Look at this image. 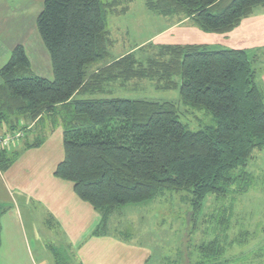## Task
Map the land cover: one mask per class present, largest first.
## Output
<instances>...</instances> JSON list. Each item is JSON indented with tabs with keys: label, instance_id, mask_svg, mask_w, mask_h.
<instances>
[{
	"label": "trees",
	"instance_id": "16d2710c",
	"mask_svg": "<svg viewBox=\"0 0 264 264\" xmlns=\"http://www.w3.org/2000/svg\"><path fill=\"white\" fill-rule=\"evenodd\" d=\"M41 1L36 26L53 78L34 75L23 47L15 46L0 69V124L10 133L25 132L26 125H18L21 117L30 122L59 106L64 155L54 174L72 182L76 195L101 214L102 228L116 209L165 190L188 192L195 215L208 195L234 197L252 186L246 167L264 147V88L248 51L158 45L145 62L128 54L90 73L89 66L108 55L106 20L121 0ZM144 4L159 15L188 17L202 31L225 33L264 7V0ZM133 79L151 80L163 90L178 88L179 103L212 113L215 126L186 128L177 103L169 100L99 96L108 82ZM25 142L0 149V170L24 148L40 144ZM209 247L202 244L201 254Z\"/></svg>",
	"mask_w": 264,
	"mask_h": 264
},
{
	"label": "crops",
	"instance_id": "0c3cea01",
	"mask_svg": "<svg viewBox=\"0 0 264 264\" xmlns=\"http://www.w3.org/2000/svg\"><path fill=\"white\" fill-rule=\"evenodd\" d=\"M35 5L31 0H0V69L9 60L12 49L20 45L28 59L30 71L34 75L52 80L49 53L39 33H35L36 18L42 6L40 9L39 5V11H35ZM124 13L107 16L106 29L110 39L108 55L98 63L90 65V73L128 54H134L138 60L145 62L153 57L154 46L195 44L209 50L248 51L254 59L256 81L264 88V7L255 8L238 26L225 33L202 31L188 17L163 16L152 12L156 14L153 16H158L153 17L158 18V30L147 40L127 48L123 47V38L119 37L129 31L127 25H122L121 16ZM148 81V84L156 87L151 80H113L106 84L99 96L118 97L115 93L120 88H137ZM74 97L84 95L75 94ZM58 109L59 106H56L52 112L43 113L30 122L20 118L18 125H26V128L24 138L17 147H21L25 141H40V144L24 148L8 168L0 170V264H48L41 258L38 249L43 237L60 240L69 247L72 254L77 255L78 264H150L155 250L152 244L133 242L132 237L116 229L117 225L112 226L113 229L110 227L111 217L119 214L121 207L108 217L102 228L101 214L76 195L72 182L54 174L64 155L63 127ZM7 128L6 123L0 124V135L8 133ZM257 151L262 153L264 147ZM238 195L240 197L236 204L240 207L245 205V214L247 208L254 205L264 208V201L260 200L264 199V191L248 189ZM232 209L231 207V211ZM240 226L246 228L242 233L246 238L254 236L248 232L252 227L255 228L254 225ZM42 228L46 236H42ZM257 228L264 231V224L261 223ZM260 236L264 241V232ZM198 243L200 245L197 252L185 254L192 255L194 263L201 256L200 247L203 243ZM44 246L47 244L44 243ZM49 249L54 255V263L58 264L55 257L57 251L54 252V248ZM162 259L163 256L160 260Z\"/></svg>",
	"mask_w": 264,
	"mask_h": 264
},
{
	"label": "rangeland",
	"instance_id": "374dc122",
	"mask_svg": "<svg viewBox=\"0 0 264 264\" xmlns=\"http://www.w3.org/2000/svg\"><path fill=\"white\" fill-rule=\"evenodd\" d=\"M31 1L36 5L39 2L34 6L35 11H39L38 6L40 5L41 9L42 1ZM144 1L121 0L120 5L117 6L119 10L116 13L125 12L121 16L122 25L129 27L127 34L119 35L123 38V47L140 44L158 30L159 22L156 20L158 18H153L158 16H153L156 14L146 10ZM35 33L38 35V30ZM145 83L137 88L132 86L120 88L115 95L127 99L175 102L178 106L179 120L190 130L215 126L212 113L179 103L178 88L159 90L154 85L148 84L149 81ZM246 169L254 177L253 185L249 189L264 191V151L260 154L258 151L254 152ZM188 195L186 191L165 190L152 200L123 206L119 214L111 217L110 227L117 225L116 229L132 237L133 242L152 244L155 250L150 264H264V241L260 236L264 231L257 228L261 223L264 224L263 207L254 205L247 208L245 214L243 212L245 205L240 207L236 204L240 195L227 196L223 200L208 195L202 204V209L193 215ZM260 200L264 201V199ZM250 211L252 213H248ZM241 224L254 225L255 228L248 230L254 236L246 238L242 234L246 228H242ZM41 232L42 236H46L43 228ZM199 241L210 247L207 253L199 255L197 262L194 263L192 255L185 254L197 252ZM44 243L47 246H44ZM49 248H54V252L57 251L55 257L60 259L58 264H78L77 255L72 254L69 247L63 245L60 240H48L43 237L38 249L41 258L48 264H55L52 257L54 255Z\"/></svg>",
	"mask_w": 264,
	"mask_h": 264
},
{
	"label": "built area",
	"instance_id": "2783aa9c",
	"mask_svg": "<svg viewBox=\"0 0 264 264\" xmlns=\"http://www.w3.org/2000/svg\"><path fill=\"white\" fill-rule=\"evenodd\" d=\"M24 134L25 132L23 130H18L0 135V149H9L18 146L21 139L24 138Z\"/></svg>",
	"mask_w": 264,
	"mask_h": 264
}]
</instances>
